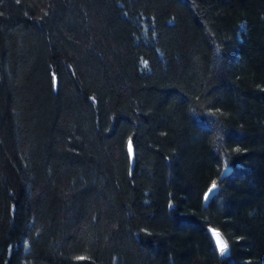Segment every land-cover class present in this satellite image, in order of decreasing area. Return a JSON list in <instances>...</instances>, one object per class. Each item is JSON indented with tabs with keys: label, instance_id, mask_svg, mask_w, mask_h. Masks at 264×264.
Instances as JSON below:
<instances>
[{
	"label": "trees",
	"instance_id": "1",
	"mask_svg": "<svg viewBox=\"0 0 264 264\" xmlns=\"http://www.w3.org/2000/svg\"><path fill=\"white\" fill-rule=\"evenodd\" d=\"M0 264H264V0H0Z\"/></svg>",
	"mask_w": 264,
	"mask_h": 264
},
{
	"label": "water",
	"instance_id": "2",
	"mask_svg": "<svg viewBox=\"0 0 264 264\" xmlns=\"http://www.w3.org/2000/svg\"><path fill=\"white\" fill-rule=\"evenodd\" d=\"M126 153L128 156V161H129V171L131 172L134 166V162H135V156H134V150L131 146V142H128L127 144V149H126ZM226 172L224 171L223 176H225ZM211 189V191H210ZM216 188L213 189L212 186L208 189V191L206 192L205 196H204V205L206 206L208 204V202L210 201V199L216 194ZM212 230L214 229H209V235L211 237V239L213 240V242L216 244V240L215 238L212 236ZM217 231V230H216ZM219 232V231H218ZM220 233V232H219ZM221 235V234H220ZM222 239L225 241V239L223 238V236L221 235ZM226 242V241H225ZM227 243V242H226ZM228 245V244H227ZM221 253V252H220ZM229 253V246L228 249L226 250L225 254Z\"/></svg>",
	"mask_w": 264,
	"mask_h": 264
},
{
	"label": "snow or ice",
	"instance_id": "3",
	"mask_svg": "<svg viewBox=\"0 0 264 264\" xmlns=\"http://www.w3.org/2000/svg\"><path fill=\"white\" fill-rule=\"evenodd\" d=\"M212 188L215 189L216 188V184L213 183ZM211 191V189H210ZM212 236L215 238L216 240V245L219 248L221 254H224L226 252V250L228 249V245L227 243L222 239L220 233L216 230H212Z\"/></svg>",
	"mask_w": 264,
	"mask_h": 264
}]
</instances>
